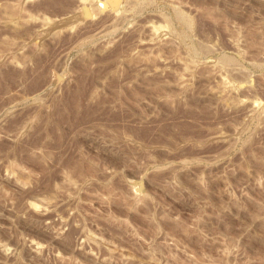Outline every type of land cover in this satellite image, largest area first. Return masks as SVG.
Returning a JSON list of instances; mask_svg holds the SVG:
<instances>
[{"label": "rangeland", "instance_id": "374dc122", "mask_svg": "<svg viewBox=\"0 0 264 264\" xmlns=\"http://www.w3.org/2000/svg\"><path fill=\"white\" fill-rule=\"evenodd\" d=\"M0 264H264V0H0Z\"/></svg>", "mask_w": 264, "mask_h": 264}, {"label": "bare ground", "instance_id": "6f19581e", "mask_svg": "<svg viewBox=\"0 0 264 264\" xmlns=\"http://www.w3.org/2000/svg\"><path fill=\"white\" fill-rule=\"evenodd\" d=\"M103 6V5H102ZM53 76H55V75H53Z\"/></svg>", "mask_w": 264, "mask_h": 264}]
</instances>
